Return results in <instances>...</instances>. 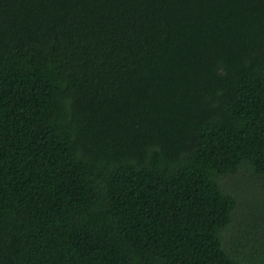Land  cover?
Listing matches in <instances>:
<instances>
[{"label": "trees", "instance_id": "obj_1", "mask_svg": "<svg viewBox=\"0 0 264 264\" xmlns=\"http://www.w3.org/2000/svg\"><path fill=\"white\" fill-rule=\"evenodd\" d=\"M0 264H264V0H0Z\"/></svg>", "mask_w": 264, "mask_h": 264}, {"label": "rangeland", "instance_id": "obj_2", "mask_svg": "<svg viewBox=\"0 0 264 264\" xmlns=\"http://www.w3.org/2000/svg\"><path fill=\"white\" fill-rule=\"evenodd\" d=\"M234 181L233 178H229V179H225V182L228 184V185H231V183ZM229 182V183H228ZM256 186L258 187V182L256 183ZM260 186V185H259ZM254 223H259V220H255ZM255 226V225H254ZM256 231V229H255Z\"/></svg>", "mask_w": 264, "mask_h": 264}]
</instances>
